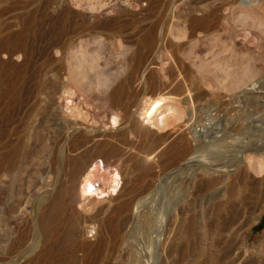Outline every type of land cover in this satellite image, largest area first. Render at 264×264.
I'll use <instances>...</instances> for the list:
<instances>
[{
  "label": "rangeland",
  "instance_id": "rangeland-1",
  "mask_svg": "<svg viewBox=\"0 0 264 264\" xmlns=\"http://www.w3.org/2000/svg\"><path fill=\"white\" fill-rule=\"evenodd\" d=\"M251 1L254 0H0V76L6 85H12L20 74L25 79L20 100L9 113L14 129L8 139L14 145L20 141L30 154L36 146L50 147L57 135L68 133L65 117L71 118L79 124L73 133L87 139L86 149L103 143L105 151H113L101 156L110 162L103 167L115 172L116 177L120 176V186L115 182L118 187L115 194L105 193L96 201L103 211L99 220L111 219L119 210L134 217L138 211L147 209L137 206L144 205L152 197L153 206L162 207V199L160 202V197L154 195V189L164 179L175 181L170 193H165L169 204L166 207H170L167 208L168 218L162 223L166 234L158 242V264H166L170 258L168 264L177 260L181 252L185 256L179 264H264V154H258L257 146L249 145V150L240 153L238 164L230 168L220 166V172L214 173L210 164H218L219 159L206 160L201 155L206 147L191 141L188 134V126L196 119L199 138L207 141V131L228 116L227 112L238 106L241 98H246L241 97L242 94L248 92L252 100L247 105L251 108L247 119L250 116V120L257 116L264 118V10L256 13L255 4L261 0ZM188 5L195 7L194 14L198 17L215 12L220 18L217 17L220 29L214 32L213 40L191 39L189 23L184 20L177 23L176 15H185ZM147 16L162 24L168 23L165 30L168 36L160 40L159 48L163 50L167 45L170 58L159 51L150 54L145 46L138 48V42L147 33L144 25ZM219 21L229 22L228 34L222 32ZM18 36L26 39L23 49L14 39ZM177 58L182 66L170 74L169 68ZM249 64L256 66L258 71L241 76L243 68ZM178 79L183 82L181 94L163 96L165 86L169 85L170 89ZM153 80L158 84L154 93L150 89ZM56 85V93H51L49 98ZM253 85L258 88L253 90ZM121 86L122 94L110 100V95ZM52 109L65 117L57 120L59 125L54 124V129L39 139L37 128ZM136 118L139 128L134 129ZM208 118H212L211 121ZM243 140L240 144H245L248 138ZM258 140L263 141L259 137ZM158 146L173 148L163 159L162 167L156 156L161 148L151 155V150ZM177 151L179 156L174 155ZM95 152L85 160L95 161ZM41 156L39 165L24 164L26 170L19 174L23 182H17L16 186L25 189L24 181L35 169L44 180L49 178L50 153ZM111 163L114 166L108 165ZM148 163L155 164L153 172L161 173V178L155 175L146 178ZM118 166L123 168L122 172H116ZM215 177L220 180L214 181ZM133 187L138 192V202L128 207L125 196ZM13 201V198L6 200V210L11 208ZM192 213L197 217L198 226L192 246L195 251L190 250L191 245L184 240L179 252L167 259L163 250L171 238L168 232L175 225L174 218H188ZM91 214L92 211H82L86 218L81 220L77 230L78 241L91 251L90 256L97 253L101 240L108 237L109 251L113 252L99 263L138 264L130 257L125 240L131 224L125 225L117 235L91 219ZM160 225L159 222L154 228L159 229ZM150 236L151 240L142 235L138 239L131 237L130 242L142 251L141 254L150 252V247L154 253L158 232ZM147 240L151 241L150 246ZM76 255L79 259L84 257L80 250Z\"/></svg>",
  "mask_w": 264,
  "mask_h": 264
},
{
  "label": "bare ground",
  "instance_id": "bare-ground-1",
  "mask_svg": "<svg viewBox=\"0 0 264 264\" xmlns=\"http://www.w3.org/2000/svg\"><path fill=\"white\" fill-rule=\"evenodd\" d=\"M255 6L256 7H254V9L256 13L258 12L261 14L262 10H264V0L259 1L257 5L255 4ZM248 7H250L249 4ZM194 8H192L191 5H188L185 8V15L184 13H178L176 15L177 23H180L181 20H184L189 23L187 28L189 29V37L191 39H196V41L204 42L208 40H213L215 38L214 32L220 29V24L218 23V20L220 18L217 16V14L215 15V12L203 13L202 16L198 17L194 14V11H196V9ZM217 17L219 19H217ZM144 22L147 33L145 37L141 38L138 42V48L145 46L148 49V53L150 54H154L155 52L159 51L163 54H167L168 58H170L167 45L164 46L163 50L161 47V49L159 48L160 40L164 38L165 30L168 23L162 24L161 21L157 22L155 21V19L153 20L151 16H147ZM220 23L222 24V32H226V34H228L229 29L227 27L229 22L225 24L221 21ZM229 27L231 29V26ZM231 30L233 31L234 29ZM23 31H25V29ZM222 32L221 34L223 35ZM217 36L219 37V35ZM20 37H14V39H17L16 43H19L22 47L20 48L23 49L26 45V39H24L25 37ZM6 39H8V37ZM224 39L226 38L224 37ZM16 50H19V48ZM249 65L250 66L247 65L245 68H243L241 76H249L251 74H255L258 71L256 69V66L252 67L251 64ZM181 66V60L179 58L174 59L171 67L169 68V73L172 74L174 73V71H178ZM151 70V72H153V69ZM75 81L78 84L79 81L77 79ZM24 82L25 79L23 74H20L16 80H13L12 85H6L3 78L0 76V264H102L99 262H102L106 258L107 254L109 255L111 252H113L109 251L111 245H109L108 237L103 238L101 240L100 247L97 253L93 257L90 256L91 251L89 252L88 248L84 247V245L79 243L78 241L77 230L79 229L81 220H84L86 218V216L82 215V211H92L91 219L99 222L100 226L104 225L106 228H109L110 230L114 231L117 235L121 234V232L123 231V227L130 223L132 226L130 234L125 239L126 244H128L129 246L128 253L131 255L130 257L136 259L138 261V264H158L160 258V243L158 242H160L161 236L165 233L162 223L164 219L168 218L167 208L170 207H166L169 204L168 201L165 200V193H168L169 190H172L171 188L173 187V182L175 181L168 182L167 179H164L161 181L159 187L156 186V189H154L156 191V194L154 195L160 197V202L162 199V202L160 204V206L162 207H159L158 205V207L155 208V206H153L154 198L151 196L152 198L148 199L149 201L147 202L145 201L146 203H144V205L138 203V208L146 207L147 209L145 208V211H138L139 213L134 217L126 216L124 214V211L119 210L118 212H115L113 214L111 219L99 220V217L101 216L103 211L102 208L97 207L98 204L96 201L100 199L101 196H104L105 193L110 192L112 195H114L117 191L116 189H118L117 184L120 186L121 183V180L119 179V174L116 177L115 172L113 173L112 171L111 173V170L108 169V171L105 169L107 165L106 162L110 163L109 161H107L108 159L104 160L103 158H101V156L104 157L103 154H112L113 151H105L104 148L106 146L103 143H99V145L97 144L94 147H89L86 149V147L84 146L87 144V139H85L82 134L76 135L73 133L79 128V124L73 121L71 118H66L64 116V113V115H62V113L54 112L55 109H52L51 112L48 113L47 117H44V119L40 122L37 128V137L39 139H43L45 134L49 133L51 129H54V124L59 125L57 120L62 119L61 117L63 116L67 120V122L65 121L66 124H69L68 126L66 125L68 133H66L65 135L59 134L60 136L57 135L58 137L52 140V144H49L52 145L50 147H47V145L36 146L30 154L29 152H27L24 145H20V141L19 143L17 142L14 145L8 139L14 129L12 126L14 120L10 118L9 113L11 111V108L15 106L20 100ZM182 85L183 82L182 79H180L170 89H168L170 87L169 85L165 86L163 90V96L180 95L183 91ZM57 87L58 85L54 86L50 94L52 93L54 95V92L56 93ZM122 87L123 86H121V88H116L115 92L110 95V100H113V96L118 97V95L122 94ZM157 87V82L153 80V84L150 88L152 89L153 93L156 91ZM252 88L253 90H255L258 88V86L253 85ZM52 94L49 95V98L52 96ZM242 95L243 96L241 97L246 98L244 100L243 98H241V100L239 99L241 102L238 103V106L235 105V107L231 109L232 111L227 112L228 116L222 117L221 121L219 120V123H216V125H214L215 127L209 125L210 127L212 126V128L207 131V136L205 134L202 135L206 136V139H208L207 141L204 142L203 140H201V137L199 138L198 133H200V128H198L196 119H194L192 124L188 126V134L189 138H191V141H197L200 146L202 145L207 149L201 155L204 156L206 160L208 159L210 161L213 159H219L218 164H215V162L213 164H210L211 168L213 169L211 171H213L214 173L220 172V166L225 165L230 168L231 166H235L236 164H238L237 162L240 158V153L249 150V145L257 146V148L255 149L259 151L258 154H264V118L261 116H257L256 118L255 116V120H250V116L247 119V114L249 115V109H251L249 108L250 106L247 105L252 99H250L251 95L249 92L247 94L244 93ZM253 96L252 98H255V96ZM252 105L256 106V104ZM257 105L259 104L257 103ZM211 119L209 120L211 121ZM216 119L218 118L216 117ZM134 121V129L139 128L138 118H136ZM113 122L117 123V120L114 119ZM237 122L238 125L235 126ZM233 126H235V128ZM71 129L72 131L69 133ZM132 133H134V131L131 132V134ZM258 137L263 141L258 140ZM245 138H248L247 142H244L245 144L242 143L243 145L240 144V142H243V139ZM232 146H236V148L232 149ZM158 148L160 149L161 146L155 147L153 150H151V155L154 154V152ZM172 149L173 148L167 149L163 147L161 148L159 153H157V155L155 154L161 160V162L158 163L159 166H164V163H162V161H164L163 159L166 156H169L171 154ZM94 150H96V152L94 153L96 155V158L94 157L95 161L91 159V157L94 156L93 154L91 157H89L92 161H89V158H86L89 161L87 162L85 160V157L87 155L90 156V153H92V151ZM46 152H49V157H51V160H49L50 158L48 159L51 162L49 163L50 175L47 172L49 178L45 176V178L48 179L44 180L43 178H41L43 175H39L41 174L40 171H36L35 169L34 173L30 172L27 176L26 181H24L25 185L22 183L24 186H26L25 189H23V187L21 186H16L17 182L23 180V178H21L19 174L26 168L24 164L27 162H33L39 165V163L41 162L39 160L40 156ZM73 152L78 153L76 156H71L70 154ZM174 155L179 156L178 151ZM230 156H232L233 158L228 159ZM199 157L200 156H198L197 158ZM38 161L40 162L38 163ZM105 163L106 165H104ZM108 165H112V163ZM103 166H105V168ZM155 167L156 166L154 163L146 164V178L150 176L152 177L153 175H155L157 178H161V173L154 174L153 170ZM122 169V167L119 168L118 166L116 172H118V170L122 172ZM107 172L111 173H109L110 176H108ZM217 174L220 175V173ZM216 177L214 181H217V179H219V177L217 179ZM115 182H117V184ZM151 187L152 185L150 184V188ZM165 189H167V192H165ZM135 190L136 188L133 187L129 191V193L126 194L127 198L125 196V199L127 201L125 204H127L128 207L136 206L138 202V192L136 193ZM172 193L174 192L172 191ZM11 198L14 199V204L9 210H6L5 202L7 199ZM167 199L171 200V198ZM174 219L175 225L173 224L174 226H171L172 230L168 232L170 233L169 237L171 238L169 239L167 247L163 250V253L165 251L168 257L167 259H169V257L174 255L175 253L179 252L181 243L184 240V242H187V244L191 245L190 250L195 251L194 247L192 246H194L193 238L197 236L198 232L197 217L194 213H192L188 218H178V216H176ZM159 222L161 224L160 228H154ZM167 230L168 229H166V231ZM156 231L158 232L159 239L158 241L156 239L157 248L154 253L152 252L153 248L150 247L148 248V250L150 251L148 252L149 254L145 250L144 252L146 253L141 254L142 251L140 250V253L139 248L137 249L132 246V242H130L131 237L138 239V237L142 235L144 238L149 237V239L151 240L150 235ZM133 238L132 240H134ZM150 242L151 241L147 240V243H149L148 246H150ZM108 245L110 246V248L108 247ZM143 245L145 246V244ZM114 247H116L115 244ZM79 250L82 251L84 254V257L82 259H79L76 255ZM126 255L128 254L126 253ZM182 256L184 257L185 254L182 252L178 253V259L173 261L171 260V263L169 264H179V262L182 261ZM120 259L124 263L125 260H123L122 258ZM167 262L166 264H168Z\"/></svg>",
  "mask_w": 264,
  "mask_h": 264
}]
</instances>
